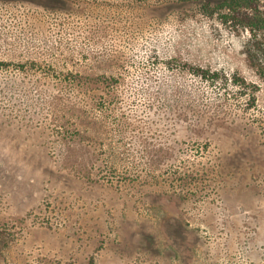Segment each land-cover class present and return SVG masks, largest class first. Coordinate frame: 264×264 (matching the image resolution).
Segmentation results:
<instances>
[{
    "label": "rangeland",
    "instance_id": "374dc122",
    "mask_svg": "<svg viewBox=\"0 0 264 264\" xmlns=\"http://www.w3.org/2000/svg\"><path fill=\"white\" fill-rule=\"evenodd\" d=\"M250 43L193 2L0 0V264H264Z\"/></svg>",
    "mask_w": 264,
    "mask_h": 264
},
{
    "label": "trees",
    "instance_id": "16d2710c",
    "mask_svg": "<svg viewBox=\"0 0 264 264\" xmlns=\"http://www.w3.org/2000/svg\"><path fill=\"white\" fill-rule=\"evenodd\" d=\"M193 2L203 13L250 32L251 57L264 68V0H174ZM264 70V69H263ZM205 77L216 78L218 71L204 70Z\"/></svg>",
    "mask_w": 264,
    "mask_h": 264
}]
</instances>
